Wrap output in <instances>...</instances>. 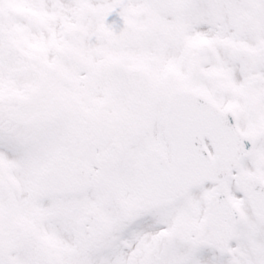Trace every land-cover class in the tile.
Returning <instances> with one entry per match:
<instances>
[{
    "label": "snow or ice",
    "instance_id": "obj_1",
    "mask_svg": "<svg viewBox=\"0 0 264 264\" xmlns=\"http://www.w3.org/2000/svg\"><path fill=\"white\" fill-rule=\"evenodd\" d=\"M0 264H264V0H0Z\"/></svg>",
    "mask_w": 264,
    "mask_h": 264
}]
</instances>
